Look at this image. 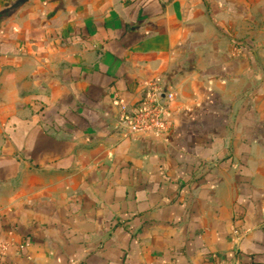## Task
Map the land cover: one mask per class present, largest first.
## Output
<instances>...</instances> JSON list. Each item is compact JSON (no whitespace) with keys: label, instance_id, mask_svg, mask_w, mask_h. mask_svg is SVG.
<instances>
[{"label":"crops","instance_id":"1","mask_svg":"<svg viewBox=\"0 0 264 264\" xmlns=\"http://www.w3.org/2000/svg\"><path fill=\"white\" fill-rule=\"evenodd\" d=\"M151 83L168 129L131 134L120 106ZM231 258L264 264V0H29L0 21V264Z\"/></svg>","mask_w":264,"mask_h":264},{"label":"built area","instance_id":"2","mask_svg":"<svg viewBox=\"0 0 264 264\" xmlns=\"http://www.w3.org/2000/svg\"><path fill=\"white\" fill-rule=\"evenodd\" d=\"M159 91L160 88L151 83L137 106L131 109L120 106L118 121L125 125L131 134L150 133L157 137L167 131L166 102L159 100ZM164 98L168 101L172 98V94L164 93ZM215 264H239V262L237 258H231L220 259Z\"/></svg>","mask_w":264,"mask_h":264},{"label":"water","instance_id":"3","mask_svg":"<svg viewBox=\"0 0 264 264\" xmlns=\"http://www.w3.org/2000/svg\"><path fill=\"white\" fill-rule=\"evenodd\" d=\"M29 0H10L7 5L0 9V21H3L15 14Z\"/></svg>","mask_w":264,"mask_h":264}]
</instances>
